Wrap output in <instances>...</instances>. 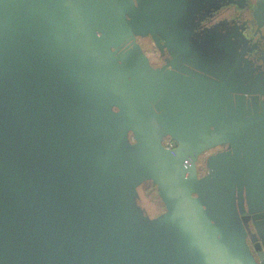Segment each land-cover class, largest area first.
I'll return each instance as SVG.
<instances>
[{"label": "water", "instance_id": "obj_1", "mask_svg": "<svg viewBox=\"0 0 264 264\" xmlns=\"http://www.w3.org/2000/svg\"><path fill=\"white\" fill-rule=\"evenodd\" d=\"M223 10L236 19L213 21ZM197 33L201 74L154 69L136 42L187 54ZM113 112V146L93 151L94 115ZM126 141L146 174L137 185L155 186L158 219L193 264H235L213 230L219 207L194 197L205 179L246 204L223 235L237 264H264V0H0V264L173 260L124 208L115 164Z\"/></svg>", "mask_w": 264, "mask_h": 264}, {"label": "rangeland", "instance_id": "obj_2", "mask_svg": "<svg viewBox=\"0 0 264 264\" xmlns=\"http://www.w3.org/2000/svg\"><path fill=\"white\" fill-rule=\"evenodd\" d=\"M149 57L151 61L155 62L152 52H149ZM121 125L122 117L116 112L107 115H94L89 127L90 130L86 136V140L91 149L100 153L108 152L118 136ZM202 161L203 158L201 157L199 169H201ZM115 169L120 197L123 200V205L128 216L139 227L143 226L155 231L160 240L171 250L174 259L167 258L165 264H193L185 242L178 231L168 221L158 219V214L162 212V207L157 202L154 193L146 194L145 190L149 187L148 184L152 185V183L148 181L144 184L137 185L139 181L146 178V174L143 172V167L138 163L134 144L127 143L126 141V143L123 142L120 145ZM193 192L194 197L202 206L206 208H209V206L219 207L218 212H216L219 218L216 213L214 215V218L217 219L218 226L213 227V230L214 232L220 233L219 238L223 240L229 258L237 264L234 248L223 235L226 234V222L232 207H236V215L240 219L241 216H239V213L246 210V204L239 190L236 189L233 192L226 191L205 179L204 181L196 183ZM213 209L215 210V208ZM206 216L209 219L210 214L207 212ZM235 221L241 223V226L244 227V231L247 234L248 229L252 232L250 223L242 222L241 220L237 221L236 218ZM246 226H248V229ZM245 236V245L249 248L248 237L247 235ZM232 241L236 246L240 247V237L237 233L232 238ZM240 249L242 250L241 253H244L245 250L241 247Z\"/></svg>", "mask_w": 264, "mask_h": 264}, {"label": "flooded vegetation", "instance_id": "obj_3", "mask_svg": "<svg viewBox=\"0 0 264 264\" xmlns=\"http://www.w3.org/2000/svg\"><path fill=\"white\" fill-rule=\"evenodd\" d=\"M231 12L232 10H227V11L223 10L214 17L213 21L223 20V19H228V20L236 19V14L230 15ZM240 15L242 16L240 19L248 18L249 15L248 10L243 11V13H241ZM136 42L140 47L141 51L146 55L150 66L153 67L154 69L165 68L166 70L179 71L182 74H190L191 72H195L197 74L203 73L199 68V66L196 67L194 66V63L199 65L203 61V58L201 57L203 53L199 49V47L201 48L202 45H205V37L201 33L199 34L197 33L195 36H192L190 38L189 44L190 42L191 44L187 54H180L171 49L173 52L172 53L173 56L168 54L165 49L162 50L163 52H161L160 47L162 46V44L160 43L159 45H156L148 36L143 38L139 37L136 39ZM192 49H194V51H192ZM149 52H152L154 54L155 62L151 61L149 57ZM163 142L168 144V146H172V142L170 141L169 138H164ZM224 150L225 149L222 147L216 148L212 151H209L207 154L202 156V158L204 160L206 156L215 154L216 152H222ZM200 159L197 166H199V163H201ZM202 166H204L203 161H202ZM250 247L252 249L251 244Z\"/></svg>", "mask_w": 264, "mask_h": 264}, {"label": "trees", "instance_id": "obj_4", "mask_svg": "<svg viewBox=\"0 0 264 264\" xmlns=\"http://www.w3.org/2000/svg\"><path fill=\"white\" fill-rule=\"evenodd\" d=\"M200 165V164H199ZM197 169H198V175L199 176H203L204 174H205V169H204V166H201V169H199V166H197ZM149 185V187H147L145 190H146V194H153L154 193V195L156 196V200H157V202L161 205V207H162V212L161 213H159L158 215H160V214H162L164 211H165V209H164V205H163V203H162V201H161V199L159 198V195H158V193H157V190H156V188H155V186L154 185H150V184H148Z\"/></svg>", "mask_w": 264, "mask_h": 264}]
</instances>
